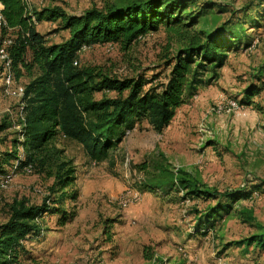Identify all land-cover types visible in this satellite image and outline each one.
Returning <instances> with one entry per match:
<instances>
[{"label": "rangeland", "instance_id": "1", "mask_svg": "<svg viewBox=\"0 0 264 264\" xmlns=\"http://www.w3.org/2000/svg\"><path fill=\"white\" fill-rule=\"evenodd\" d=\"M28 1L33 9L56 8L71 15L118 0ZM196 1L214 3L213 12L207 15L210 21L235 19L244 14L242 8L253 5L247 17L251 23L244 26V39L251 37L252 45L245 48L242 39L239 48L229 50L217 76L205 73L204 78L211 76V80L186 99L163 130L157 131L143 120L127 132L107 160L94 162L80 143L60 139L57 145L75 169L74 188L78 191L77 201L64 205L77 214L66 224H58L57 216H44V231L26 240L27 253L20 264H264V251L232 244L256 231L254 224L245 222L241 212L244 207L252 209L264 224V74L260 69L264 62V17L255 20L258 0ZM37 25L49 43L69 37L59 19H44ZM179 45L161 27L126 49L112 42L84 47L79 62L112 77L143 76L149 81L144 86L147 89L167 81L170 66L166 61ZM28 80L24 76L19 82ZM1 82L0 78V90ZM252 83L261 87L253 97V106L239 103V109L230 110L227 102L243 100V91ZM102 95L111 97L115 93H96L97 98ZM21 102L0 92V153L16 149ZM255 104L262 107V112ZM218 105L225 108L217 111ZM157 159L167 161L175 171H185L205 188L249 192L255 189L252 185H259L260 189L251 199L233 201L231 210L203 236L196 227L206 221V202L182 199V192L146 190V177L138 165ZM3 168V173L10 171L11 162ZM52 183L53 177L45 171L14 173L0 189V224L8 220V204L14 199L41 204ZM127 187L138 189L142 198L123 207L117 198ZM145 252L153 258H145Z\"/></svg>", "mask_w": 264, "mask_h": 264}, {"label": "trees", "instance_id": "2", "mask_svg": "<svg viewBox=\"0 0 264 264\" xmlns=\"http://www.w3.org/2000/svg\"><path fill=\"white\" fill-rule=\"evenodd\" d=\"M263 2L258 0L256 22L264 17ZM0 3L14 38L9 53L15 78H29L22 98L24 126L19 130L20 136L14 139L16 149L0 153V174L5 164L11 162L12 166L19 160L22 165L31 164L32 172L45 171L53 177L48 196L41 204L14 199L8 204V220L0 224V264H20L27 253L26 240L44 231V215H55L58 224H65L77 214L64 205L67 201H77L78 191L74 188L75 169L63 157L58 141H76L90 160L100 162L107 160L127 132L143 120L153 129L163 130L186 99L211 80V76L204 78L205 73L217 76L229 50L241 46L246 36L244 26L251 23L247 17L253 5L242 8L244 14L235 19L210 21L207 15L213 12L214 3L209 1L118 0L71 15L56 8L30 10L26 0H0ZM44 19H59L69 37L49 43L46 35L36 28ZM161 27L180 44L174 56L166 61L170 71L163 84L146 89L144 86L149 81L143 76L112 77L79 62L83 47L112 42L126 49ZM252 40L244 39V47H250ZM260 69L264 74V62ZM260 89L255 83L250 84L239 103H253ZM98 91L115 95L97 98ZM255 106L262 111L260 105ZM138 167L145 174L144 185L149 191L182 192V199L197 198L207 203L203 215L206 221H200L196 227V232L203 236L215 226L217 219L231 210L233 201L241 197L251 199L260 189L259 185H252L255 189L249 192L205 188L198 179L181 169L175 171L163 159L145 161ZM241 212L245 222L256 226V231L232 244L264 251V224L256 219L252 209L244 207ZM145 258L152 259L153 255L145 252Z\"/></svg>", "mask_w": 264, "mask_h": 264}, {"label": "built area", "instance_id": "3", "mask_svg": "<svg viewBox=\"0 0 264 264\" xmlns=\"http://www.w3.org/2000/svg\"><path fill=\"white\" fill-rule=\"evenodd\" d=\"M28 8L31 10L32 7L30 2L26 0ZM2 4L0 3V77H1V94L6 97L19 98L22 100L25 92V84L20 83L19 80L15 78V72L13 69L12 58L9 53V47L13 44V35H11L12 29L7 27V22L2 13ZM84 48V47H83ZM226 106L230 110L239 109V101L231 99L227 102ZM225 106L218 105L216 110L221 111ZM20 129L24 126L25 118L23 113V103L21 102L19 111ZM21 159L23 155L21 154ZM17 171H24L26 173H31L33 171L31 164H23L16 160L11 166V170L6 173L0 174V189L5 187L12 175ZM142 198V193L135 188L127 187L124 189L123 193L117 198L118 204L123 207L130 206L131 204L140 201Z\"/></svg>", "mask_w": 264, "mask_h": 264}, {"label": "crops", "instance_id": "4", "mask_svg": "<svg viewBox=\"0 0 264 264\" xmlns=\"http://www.w3.org/2000/svg\"><path fill=\"white\" fill-rule=\"evenodd\" d=\"M44 21V20H43ZM38 24V23H37ZM36 24V28H37V30L39 31V28H38V25ZM40 32V31H39ZM40 33H42V32H40ZM43 34V33H42ZM1 78V77H0ZM253 101H254V99H253ZM251 106H253V103L251 104ZM260 112H262V111H260ZM147 190V189H146ZM44 216H49V217H53V216H55V215H50V214H47V215H44ZM66 224V223H65ZM249 250H250V248H249Z\"/></svg>", "mask_w": 264, "mask_h": 264}]
</instances>
